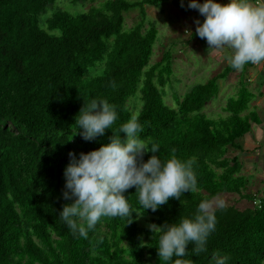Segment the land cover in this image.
<instances>
[{
  "label": "trees",
  "instance_id": "trees-1",
  "mask_svg": "<svg viewBox=\"0 0 264 264\" xmlns=\"http://www.w3.org/2000/svg\"><path fill=\"white\" fill-rule=\"evenodd\" d=\"M171 1L107 0L75 12L62 8L59 0H0V264H174L175 256L160 260V234L149 226L194 219L200 202L222 194H237L253 207L217 208L206 251L196 255L189 244L180 259L216 264L215 256L225 264H264V191L251 192L239 155H230L247 154L238 141L253 125L264 126V113L250 111L255 95L245 78L255 64L244 66L239 90L221 113L207 115L219 83L237 70L228 66L180 94L171 51L151 63L159 30L145 8L163 12ZM135 10L140 20L125 31V14ZM167 87L175 107L165 101ZM92 99L107 100L117 120L104 135L85 140L76 117ZM132 115L142 127L138 136L149 149L159 146L156 155L162 162L173 149L181 161L194 160L198 190L170 198L153 212L139 204L132 187L124 193L132 217H102L87 238L73 235L60 217L76 199L63 195L70 191L65 177L69 153L79 159L98 150L111 142L113 132L124 138L118 130ZM152 155L145 151L142 162Z\"/></svg>",
  "mask_w": 264,
  "mask_h": 264
},
{
  "label": "clouds",
  "instance_id": "clouds-1",
  "mask_svg": "<svg viewBox=\"0 0 264 264\" xmlns=\"http://www.w3.org/2000/svg\"><path fill=\"white\" fill-rule=\"evenodd\" d=\"M190 8L198 9L205 17L203 23L196 21V34L206 39L211 50L231 49L226 59L229 65L242 71L248 63L260 64L264 61V4L254 5L251 0H230L221 4L216 0L199 3L191 0ZM117 120L114 106L107 100L92 99L85 102L76 117V123L83 129L85 140L102 136ZM119 133H114L111 142L98 150L81 153L79 159L70 152L72 162L65 169L66 200L76 197L66 204L60 217L73 235L87 238L88 231L94 229L102 217H132L133 210L124 193L136 188L139 204L153 212L165 205L170 198L181 199L186 192H197V179L193 172L194 160L181 161L173 155L161 161L156 155L159 146L138 136L142 127L136 115L121 125ZM145 151L153 153L147 162H142ZM226 202L219 197L205 199L199 203L194 219L181 218L179 222L158 226L151 224L150 230L160 234L158 256L161 261L174 264H191L184 257L188 245L199 255L206 251L209 235L215 230L217 208L223 209ZM138 213V212H135ZM139 214V213H138ZM131 220L129 221V223ZM216 264H225L223 258Z\"/></svg>",
  "mask_w": 264,
  "mask_h": 264
},
{
  "label": "rangeland",
  "instance_id": "rangeland-1",
  "mask_svg": "<svg viewBox=\"0 0 264 264\" xmlns=\"http://www.w3.org/2000/svg\"><path fill=\"white\" fill-rule=\"evenodd\" d=\"M72 0H59V5L62 8L75 11L87 12L91 6L99 7L107 0H89L85 5L74 6L71 4ZM141 1V0H130ZM174 3H173V2ZM161 9H156L146 6L148 20L156 24L159 30L158 41L154 49V55L151 63H157L162 60L166 51H171L173 58L174 69V85L179 89L180 94H184L187 88L192 84H205L215 75L221 73L226 67L230 66L225 55L231 52V49L225 47L222 50H211L206 39H202L196 34L197 24L199 20L203 23L205 17H198L197 14L189 13L190 9L186 6L189 5L190 0H172ZM225 1V0H224ZM258 4L262 0H256ZM261 3H260V2ZM230 0H227V3ZM185 5L180 6L179 5ZM256 5L255 3H253ZM177 7L178 9H175ZM196 11H199L195 9ZM126 26L125 31H128L140 20L139 10L132 11L125 14ZM246 69L245 78L256 80L258 84L255 87L256 81L252 82L251 87L254 91L255 98L252 100L250 111L257 113H264V95L260 97V92L264 94V86L261 85L262 80L258 77L264 75V68L261 64ZM244 69V68H243ZM263 71V73H262ZM242 71H236L226 81H221L218 95L206 106L205 112L207 115L214 113H221V109L226 106L229 99L234 98L237 94L238 82L240 80ZM244 76V75H243ZM264 77V76H263ZM250 85V83H249ZM166 103L175 107L172 96V90L166 88ZM258 107L255 110V106ZM219 114L216 116L219 117ZM252 132L246 137L240 139L238 144L246 147L250 151H255L256 145L261 144L260 136L264 131V126H254L251 128ZM261 129V130H260ZM258 142V143H257ZM264 144V140H263ZM262 145V144H261ZM259 152L252 155L243 154L239 152H230L231 156H238L244 164L243 175L247 176L250 181L249 188L251 192L257 194L264 191V148L258 147ZM262 148V149H261ZM260 156V157H259ZM261 194V193H260ZM226 202V206L234 205L241 210L253 207V203L247 201L237 194H222L218 196Z\"/></svg>",
  "mask_w": 264,
  "mask_h": 264
},
{
  "label": "crops",
  "instance_id": "crops-1",
  "mask_svg": "<svg viewBox=\"0 0 264 264\" xmlns=\"http://www.w3.org/2000/svg\"><path fill=\"white\" fill-rule=\"evenodd\" d=\"M185 1H186V0H185ZM221 1H222V4H228V3H230V2L227 3V0H225V1H224V0H221ZM228 1H229V0H228ZM263 1H264V0H262V3H263ZM186 2H188V1H186ZM198 2L202 4V3L206 2V0H198ZM251 2H252V3H255V4H258V1H256V0H251ZM259 2H260V1H259ZM188 3L190 4V3H191V0H190V2H188ZM260 3H261V2H260ZM179 6H185V5H181V4H180ZM186 7H188V8L190 9V11H188V14H189V13L197 14L196 16H198V17H202V15L199 13V11H196L195 9L190 8L189 5L186 6ZM175 9H178V8L175 7ZM197 10H198V9H197ZM228 54H230V52H227V54L225 55V57H227ZM260 64H261V66H263V68H264V61H262ZM255 65H256V64H255ZM256 66H259V65H256ZM262 73H263V71H262ZM263 76H264V75L262 74V75H260V76L258 77L259 79L262 80V83H261L262 86H264V77H263ZM250 80H251V84H252L253 81L255 82V81L257 80V81H256V84H255V87H256L257 84H258V82H259L258 79H256V80H252V79H250ZM251 88H252V87H251ZM262 95H264V94H262ZM262 95L260 96L261 98H262ZM263 97H264V96H263ZM254 106H255V105H254ZM255 107H256V106H255ZM260 130H261V129H260ZM261 131L264 132L263 130H261ZM260 138H261L260 141H261V144H262V143H263V140H264V133L261 134ZM257 143H258V142H257ZM261 144L256 145V147H255V148H252V149L255 150V149H257L258 147H261V146H262ZM245 149H247V148L245 147ZM250 150H251V149H250ZM250 150L247 149V151H248L247 154H248V155H252V154H253V151H250ZM250 153H252V154H250ZM254 153H256V152H254ZM256 154H257V153H256ZM259 157H260V156H259Z\"/></svg>",
  "mask_w": 264,
  "mask_h": 264
}]
</instances>
